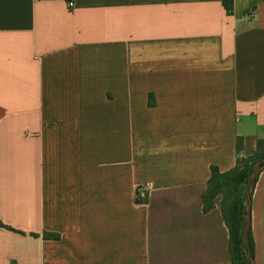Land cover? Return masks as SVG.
I'll use <instances>...</instances> for the list:
<instances>
[{
    "label": "crops",
    "instance_id": "1",
    "mask_svg": "<svg viewBox=\"0 0 264 264\" xmlns=\"http://www.w3.org/2000/svg\"><path fill=\"white\" fill-rule=\"evenodd\" d=\"M233 3L0 0V264H233L203 196L264 140V0ZM250 235L264 264V170Z\"/></svg>",
    "mask_w": 264,
    "mask_h": 264
},
{
    "label": "trees",
    "instance_id": "2",
    "mask_svg": "<svg viewBox=\"0 0 264 264\" xmlns=\"http://www.w3.org/2000/svg\"><path fill=\"white\" fill-rule=\"evenodd\" d=\"M223 4L229 14L233 13V0H223ZM240 150V145L237 146ZM264 157V140L257 143L256 152L247 159L239 160L237 166L227 172H220L219 168L213 166L212 176L208 183V188L203 196L205 211H209L215 206V199L222 196V211L230 231V252L233 264L247 263V250L244 243V202L245 188L248 175L251 173L258 160ZM58 234L43 235L44 239H59ZM252 252L254 250L253 240L250 235ZM254 259V253H253Z\"/></svg>",
    "mask_w": 264,
    "mask_h": 264
},
{
    "label": "water",
    "instance_id": "3",
    "mask_svg": "<svg viewBox=\"0 0 264 264\" xmlns=\"http://www.w3.org/2000/svg\"><path fill=\"white\" fill-rule=\"evenodd\" d=\"M264 170V157L257 161L254 165L251 173L248 175L247 184L245 188V202H244V225H243V235L244 243L247 250V263L254 264L253 252L250 243V227H251V205H252V195L255 187L256 180L259 174Z\"/></svg>",
    "mask_w": 264,
    "mask_h": 264
},
{
    "label": "built area",
    "instance_id": "4",
    "mask_svg": "<svg viewBox=\"0 0 264 264\" xmlns=\"http://www.w3.org/2000/svg\"><path fill=\"white\" fill-rule=\"evenodd\" d=\"M73 5H74L73 3H69L70 7H73ZM149 193H150V187L148 185L139 186L137 189V199L144 200L148 198Z\"/></svg>",
    "mask_w": 264,
    "mask_h": 264
}]
</instances>
